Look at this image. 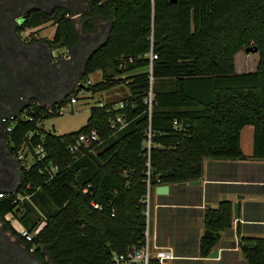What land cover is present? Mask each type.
<instances>
[{
    "label": "trees",
    "instance_id": "1",
    "mask_svg": "<svg viewBox=\"0 0 264 264\" xmlns=\"http://www.w3.org/2000/svg\"><path fill=\"white\" fill-rule=\"evenodd\" d=\"M48 22L56 29L45 40L68 52L80 34L96 35L110 25L105 43L86 63L80 81L84 84L78 86L85 87L83 80L100 70L102 79L85 88L101 92L126 83L129 95L118 107L92 106L86 124L64 134L39 125L61 115L58 105L30 103L23 115L6 123L8 144L16 157L25 146L32 149L44 138L45 165L22 167L20 187L0 198L2 229L21 238L44 264H118L116 255L145 243L144 143L149 115L144 97L150 84L151 49L158 55L153 63L151 119L154 181L198 179L205 157L243 158L241 130L247 124L254 126V156L264 157V0H90L80 11L64 5L50 12L34 11L22 29ZM248 47L257 48V69L238 73L235 55ZM126 73L133 74L123 77ZM168 80L171 87L161 85ZM72 96H77L76 88L62 104ZM118 116L127 124L120 127L117 122L113 128ZM92 129L103 142L71 151L79 135ZM31 131L35 134L29 138ZM49 163L57 167L53 175L45 167ZM37 193L44 198L40 208L46 215L41 219L34 206L39 203ZM26 194L30 199L19 198ZM21 211L22 222L33 234L31 241L6 218ZM230 211L226 201L207 211L202 256L215 247L220 229L231 225ZM221 220L223 226L218 224ZM250 241L255 245L245 243ZM241 250L248 264H264L263 238L244 237ZM149 264L160 262L152 257Z\"/></svg>",
    "mask_w": 264,
    "mask_h": 264
},
{
    "label": "crops",
    "instance_id": "2",
    "mask_svg": "<svg viewBox=\"0 0 264 264\" xmlns=\"http://www.w3.org/2000/svg\"><path fill=\"white\" fill-rule=\"evenodd\" d=\"M101 23L104 25V22ZM249 53L257 54L252 62ZM258 63L257 52L240 50L235 55L238 73L254 71ZM96 73L101 80L102 72L99 70L92 74ZM161 85L171 87L172 84L168 80L162 81ZM241 147L243 158L205 157L203 173L198 179L167 183V193L158 192L159 185L152 189L148 230L153 253L160 249L170 250L174 257L169 264H248L241 250L242 239H264V157L254 156V126L251 124L241 130ZM18 162L22 167V163ZM13 177V169L5 167L0 175L1 191L6 192L14 185ZM36 196L39 203L36 201L34 204L40 209L44 198L38 193ZM224 201L231 203V225L220 229V238L212 249L217 248L219 256H202L200 239L206 230L207 211L218 208ZM235 202L239 204L237 217L234 215ZM44 224L45 221L39 223V228ZM218 224L223 226L224 221Z\"/></svg>",
    "mask_w": 264,
    "mask_h": 264
},
{
    "label": "flooded vegetation",
    "instance_id": "3",
    "mask_svg": "<svg viewBox=\"0 0 264 264\" xmlns=\"http://www.w3.org/2000/svg\"><path fill=\"white\" fill-rule=\"evenodd\" d=\"M90 0H0V97L5 96L11 86L10 72L16 73L17 77L24 68H27V77L21 90L25 97L30 98V103L51 102L67 90L75 86L76 77L79 76L78 65L65 66L66 69L59 71H41L40 64L49 67L55 65L58 59H68L70 52L57 54L56 48L52 47L44 38L36 36L31 29H22L28 16L37 10L52 11L56 6H76L86 8ZM90 35H87V38ZM29 45L28 48L24 45ZM20 48L30 51H18ZM69 53V54H68ZM81 77L79 81H81ZM54 105V104H53ZM6 135V124L0 121V175L5 167L13 169L9 160L3 136ZM9 145V144H8ZM12 153V152H11ZM13 154V153H12ZM2 229V224L0 223ZM3 230V229H2ZM4 231V230H3ZM14 249L7 250L5 255H0V264H44L38 259L33 249H28L21 238L10 233Z\"/></svg>",
    "mask_w": 264,
    "mask_h": 264
},
{
    "label": "built area",
    "instance_id": "4",
    "mask_svg": "<svg viewBox=\"0 0 264 264\" xmlns=\"http://www.w3.org/2000/svg\"><path fill=\"white\" fill-rule=\"evenodd\" d=\"M69 54V53H68ZM149 73H150V84L147 94L144 97V102L147 105L148 109V115H149V127L147 130V138L145 140V148H146V170H145V183H146V195H145V205H146V215H147V228L144 232L145 235V243L142 247L132 250L128 254H122V255H116L114 258L118 264L124 263V264H149V261L152 257H156L160 264H169V260H171L174 257V254L168 250V249H160L156 253L152 252L150 239H149V230H148V214H149V207H150V197H151V191L156 185H162L161 179L159 177L156 178L154 181V171L152 168V139H153V131L151 128V119H152V112H153V105L155 101V95H154V75H153V63L154 60L158 58V55L154 52L153 49L149 52ZM88 84H92L90 80L87 81ZM82 83L79 81L77 85H81ZM63 101V100H62ZM62 101H60L57 104L58 105V112L59 114H63L66 107L71 106L73 103L77 102V96H72L71 100L68 102H65L62 104ZM99 106H104V102H99ZM53 105H50L49 107L52 108ZM52 110V109H51ZM117 122H120V127H124L127 124V120L123 116H118L116 121L112 123V127H116ZM8 131L12 130V126L7 127ZM34 131L29 132L28 137L34 136ZM94 142L102 143V139L100 137V134L97 129H92L90 132L81 133L77 139V143L73 144L70 149L71 151L75 152L76 150H80V146H84L85 148L90 147ZM30 144L25 146L24 150H22L18 156L17 159L22 163V167H25L26 169H29L34 163L40 162L44 163L45 165V159L47 157V152L44 147V138H41V140L33 146V148H30ZM32 156V161H28V156ZM48 168L51 175H53L57 171V167L54 166L52 163H49V166H45ZM29 186V185H27ZM7 194V192L0 191V198L4 197ZM30 194L26 195H20V199H30ZM92 205L94 207H99L98 203L92 202ZM8 215V214H7ZM6 215V216H7ZM0 223L2 224V221L0 220ZM18 230V229H17ZM22 236H24L27 240L33 239V234L29 231V229L23 227L21 230H18Z\"/></svg>",
    "mask_w": 264,
    "mask_h": 264
},
{
    "label": "water",
    "instance_id": "5",
    "mask_svg": "<svg viewBox=\"0 0 264 264\" xmlns=\"http://www.w3.org/2000/svg\"><path fill=\"white\" fill-rule=\"evenodd\" d=\"M171 2H177V0H171ZM110 29V25H107L106 28L99 34L96 35H90L87 38L79 35L78 42L75 44V46L71 49L70 54L71 57L68 59H58L55 61V65L53 67H49L43 63L38 64L39 69L43 71H48L50 70L51 72L54 71L55 69L62 71L66 69L65 66H71L72 65H78L79 67V76L76 77L75 84L79 82L80 76H83L85 72V67L88 59L90 56L97 51L106 41L108 32ZM27 48L29 45L24 44ZM18 51L24 52H29L30 49H23L20 48ZM246 52H257V48H252L248 47L245 50ZM32 54L33 52L30 51ZM33 55H37V53H34ZM16 73V70L14 72H10V77H11V86L8 92L6 93L5 96L0 97V121H2L3 124H6L8 121H12L16 119L18 116H21L24 114L26 111L27 107L30 105V98L32 97H25L22 90L21 86H24L25 84L27 85L26 82V77H27V68H24L22 71L17 72L20 73L17 77L14 75ZM83 85V84H81ZM74 88V87H73ZM73 88L67 90V92L63 95L58 96L51 102L44 103L46 106H50L53 104H57L60 101L64 100L68 95H70L73 92ZM5 146H6V151L8 152L9 160L13 164V186L6 190L7 193L14 192L16 191L22 182V177H23V170L22 167L20 166L17 158L11 153L10 147L8 145V139L7 136H3ZM194 183V182H191ZM1 191V190H0ZM157 191L161 193H167L169 191V185L167 184H162L157 186ZM234 207V215L235 217L238 216V207L239 204L235 202L233 204ZM11 234L8 232L3 231L0 228V255H5L7 250H13L14 249V243L12 241V237L10 236ZM246 244L248 245H255L254 242H247ZM211 258H215L219 256V250L216 248L212 250L209 255Z\"/></svg>",
    "mask_w": 264,
    "mask_h": 264
},
{
    "label": "rangeland",
    "instance_id": "6",
    "mask_svg": "<svg viewBox=\"0 0 264 264\" xmlns=\"http://www.w3.org/2000/svg\"><path fill=\"white\" fill-rule=\"evenodd\" d=\"M78 11L82 8H77L74 6ZM78 30L81 32V25L79 22H77ZM56 29V25L53 24V22H48L42 26L36 27L31 29V32H33L36 36L44 39L52 38L54 32ZM81 36L85 37V35L80 34ZM57 54H63L67 51V48L65 47H58L55 51ZM250 55V61L252 62L254 59V55L249 53ZM240 65V64H239ZM143 70V69H141ZM92 82V84L98 82L100 80V75L98 73L96 74H90L88 76V79ZM87 80H83L85 82V87H88L86 82ZM78 83V82H77ZM75 84L73 90L76 88L77 92V102L73 103L71 106L66 107L63 114L51 118H46L39 122V125L41 128H44L46 130H50L56 134H64L72 131H76L80 129L82 126H84L87 122V119L90 115V109L92 106L98 105L99 102L104 103H111L113 102L114 105L117 107L120 106L123 99L128 97L129 90L126 85V83H122L120 85H117L111 89L104 90L102 92H93L89 88L85 87H79ZM84 84V83H83ZM77 86V87H76ZM95 151V150H93ZM28 161H32V156H28ZM81 177V176H80ZM2 192V191H1ZM151 200V197H150ZM35 206V205H34ZM52 208H55L54 205L51 203ZM37 210H39L37 219L43 218V216L46 215L45 210L36 206ZM15 212L9 213L6 218L12 222V224L16 225L18 230H21L23 227L27 228L25 225V222H22L21 220V214L22 211L18 214H14ZM36 219V218H35ZM39 226L35 229V233L38 232Z\"/></svg>",
    "mask_w": 264,
    "mask_h": 264
}]
</instances>
